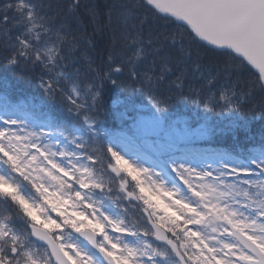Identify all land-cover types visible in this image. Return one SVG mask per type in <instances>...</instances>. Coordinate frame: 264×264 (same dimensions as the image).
<instances>
[{
    "label": "snow or ice",
    "instance_id": "6c2138e0",
    "mask_svg": "<svg viewBox=\"0 0 264 264\" xmlns=\"http://www.w3.org/2000/svg\"><path fill=\"white\" fill-rule=\"evenodd\" d=\"M0 70V264H264V0H0Z\"/></svg>",
    "mask_w": 264,
    "mask_h": 264
},
{
    "label": "trees",
    "instance_id": "16d2710c",
    "mask_svg": "<svg viewBox=\"0 0 264 264\" xmlns=\"http://www.w3.org/2000/svg\"><path fill=\"white\" fill-rule=\"evenodd\" d=\"M95 3L103 8V5L106 3L105 0H94ZM97 40L99 41L98 47L94 53V55L102 56L104 55V49L106 47V40L107 37L103 35H98ZM11 82L13 83L14 87L19 90H28L30 89V85L26 80L19 79L18 76L10 77Z\"/></svg>",
    "mask_w": 264,
    "mask_h": 264
},
{
    "label": "rangeland",
    "instance_id": "374dc122",
    "mask_svg": "<svg viewBox=\"0 0 264 264\" xmlns=\"http://www.w3.org/2000/svg\"><path fill=\"white\" fill-rule=\"evenodd\" d=\"M106 1V0H105Z\"/></svg>",
    "mask_w": 264,
    "mask_h": 264
}]
</instances>
